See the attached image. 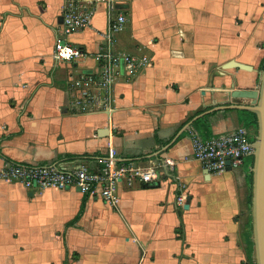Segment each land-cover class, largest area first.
<instances>
[{
  "label": "crops",
  "instance_id": "0c3cea01",
  "mask_svg": "<svg viewBox=\"0 0 264 264\" xmlns=\"http://www.w3.org/2000/svg\"><path fill=\"white\" fill-rule=\"evenodd\" d=\"M64 1L0 0V264H250L248 162L208 174L189 129L204 113L211 136L241 127L242 110L230 107L250 105L259 89L264 0H120L116 49L153 64L123 72L109 116L70 108L67 78L97 63L53 64ZM105 27L102 6L66 39L92 56ZM109 146L119 161L160 166L152 183L119 184V211L74 189L30 191L1 176L8 161L98 168Z\"/></svg>",
  "mask_w": 264,
  "mask_h": 264
},
{
  "label": "built area",
  "instance_id": "2783aa9c",
  "mask_svg": "<svg viewBox=\"0 0 264 264\" xmlns=\"http://www.w3.org/2000/svg\"><path fill=\"white\" fill-rule=\"evenodd\" d=\"M120 0H65L62 7V22L52 53L53 64L74 63L92 57L97 63L94 72H81L66 80L70 108L74 114L113 112L112 88L124 71L139 72L153 64L147 54H131L116 49L117 36L125 30L126 16L117 8ZM106 10V32L98 51L92 56L81 47L69 43L66 37L85 29L99 7ZM193 158L204 166L210 175L223 174L242 168L254 153L250 130L243 126L237 129L203 137L196 129H189ZM98 168L81 163L78 168L62 169L59 166H40L18 162H6L1 176L18 182L30 191H42L48 187L74 189L83 195L103 200L113 210H120L121 197L118 187L123 180L148 184L159 176V164L148 165L131 161H119L111 146L108 157ZM179 204L186 202L177 197Z\"/></svg>",
  "mask_w": 264,
  "mask_h": 264
},
{
  "label": "water",
  "instance_id": "95a60500",
  "mask_svg": "<svg viewBox=\"0 0 264 264\" xmlns=\"http://www.w3.org/2000/svg\"><path fill=\"white\" fill-rule=\"evenodd\" d=\"M118 9H124L122 4L117 5ZM233 100H239L241 103L243 97L239 93H233ZM231 109L250 110L257 114L259 132L254 142V184H253V204L251 208L252 226H253V241H254V259L257 264H264V70L259 82V89L256 97L251 100L250 105L246 106H231ZM208 113L201 114L195 118L198 120L203 118ZM66 189H70L67 187Z\"/></svg>",
  "mask_w": 264,
  "mask_h": 264
},
{
  "label": "trees",
  "instance_id": "16d2710c",
  "mask_svg": "<svg viewBox=\"0 0 264 264\" xmlns=\"http://www.w3.org/2000/svg\"><path fill=\"white\" fill-rule=\"evenodd\" d=\"M264 59V58H263ZM262 70H264V60L262 61ZM239 122L240 125L245 127L246 129L248 128L250 130V139L254 143L259 132V125H258V118L257 114L253 111L250 110H242L239 111ZM194 129H196L203 137L207 138L210 137V127L207 123V116L198 119L195 122ZM248 162V168L245 171L246 174V184H247V191H248V210H251L252 204H253V184H254V171L253 168L255 166V160L254 155H250L247 158ZM8 161V160H7ZM9 162V161H8ZM85 197L88 195H84ZM87 200V197H86ZM250 204V205H249ZM86 207V201L83 202L82 207L80 209L79 214L77 217L74 219L72 222L75 223L78 221V219L82 216V213L84 212ZM246 234H245V251L253 252L254 251V241H253V226H252V215L248 218L247 223H246ZM250 262L253 264H257L254 259L251 258ZM249 262V263H250ZM65 264H68L65 262Z\"/></svg>",
  "mask_w": 264,
  "mask_h": 264
},
{
  "label": "rangeland",
  "instance_id": "374dc122",
  "mask_svg": "<svg viewBox=\"0 0 264 264\" xmlns=\"http://www.w3.org/2000/svg\"><path fill=\"white\" fill-rule=\"evenodd\" d=\"M252 215V213H251V210H248L247 212H246V218L248 219L250 216ZM243 243H244V246H246L245 245V236H244V238H243ZM246 252V259H248V261L250 262V260H251V258L252 259H254V251L253 252H249L248 253V251H245ZM255 260V262H256V259H254ZM257 263V262H256ZM250 264H253L252 262H250Z\"/></svg>",
  "mask_w": 264,
  "mask_h": 264
},
{
  "label": "bare ground",
  "instance_id": "6f19581e",
  "mask_svg": "<svg viewBox=\"0 0 264 264\" xmlns=\"http://www.w3.org/2000/svg\"><path fill=\"white\" fill-rule=\"evenodd\" d=\"M248 160V159H247ZM246 163V162H245ZM250 205V204H249Z\"/></svg>",
  "mask_w": 264,
  "mask_h": 264
}]
</instances>
